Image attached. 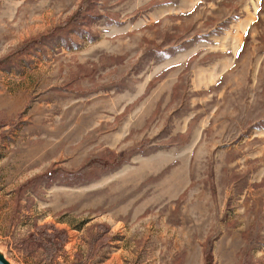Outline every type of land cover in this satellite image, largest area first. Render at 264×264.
<instances>
[{
  "label": "rangeland",
  "instance_id": "374dc122",
  "mask_svg": "<svg viewBox=\"0 0 264 264\" xmlns=\"http://www.w3.org/2000/svg\"><path fill=\"white\" fill-rule=\"evenodd\" d=\"M1 264H264V0H0Z\"/></svg>",
  "mask_w": 264,
  "mask_h": 264
},
{
  "label": "water",
  "instance_id": "95a60500",
  "mask_svg": "<svg viewBox=\"0 0 264 264\" xmlns=\"http://www.w3.org/2000/svg\"><path fill=\"white\" fill-rule=\"evenodd\" d=\"M1 264V263H0Z\"/></svg>",
  "mask_w": 264,
  "mask_h": 264
}]
</instances>
